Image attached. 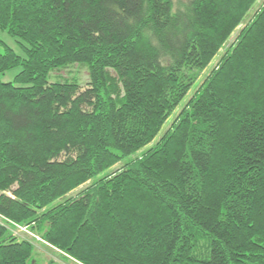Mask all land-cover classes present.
Returning <instances> with one entry per match:
<instances>
[{
	"label": "trees",
	"instance_id": "obj_1",
	"mask_svg": "<svg viewBox=\"0 0 264 264\" xmlns=\"http://www.w3.org/2000/svg\"><path fill=\"white\" fill-rule=\"evenodd\" d=\"M257 1L0 0V264L22 225L68 263L264 264V1L226 47Z\"/></svg>",
	"mask_w": 264,
	"mask_h": 264
},
{
	"label": "rangeland",
	"instance_id": "obj_2",
	"mask_svg": "<svg viewBox=\"0 0 264 264\" xmlns=\"http://www.w3.org/2000/svg\"><path fill=\"white\" fill-rule=\"evenodd\" d=\"M263 1L264 0H258L253 5V7L247 13L242 25L239 28H237L234 31V33L231 35L229 42H227V44H226V47L230 44V42L234 41V39L238 35L239 31L246 25V23L249 22V20L252 18V16L256 12V10L261 6ZM0 38L7 45H9L18 55H20L21 57L26 56V54L23 50V47L21 46V44H23L22 41L11 37L10 35L7 34V32H5L1 29H0ZM223 53H224V48L222 47L220 52L215 56V58L211 61V63L207 66V68L202 72V74L200 75L196 84L191 87V89L189 90V92L187 94V97L184 100L183 105L192 96V94L194 93L196 88L202 83L204 78H206V76L210 73V71L213 69V67L218 63V60L220 59V57ZM20 70H21V67H16V68H13L11 70H8L7 72H5L1 76V78L4 82L13 81L15 76L20 72ZM53 76H58V77L67 78V79L77 78L81 86H85L86 83L88 82V70L85 67L78 65V64H74V65L69 66L68 68L61 70V71L54 72ZM181 107H182V105L179 106L175 110V112L171 115V117H169V119L165 123L163 130H166V128L169 127V125L171 124V122L174 119V117L176 116V114L180 111ZM122 165H123V162H120L107 171L109 173L114 172V171L122 168ZM89 184H90V182L83 184L82 186H80L77 189L70 192L66 197H76L80 193V191H82L84 188H86ZM61 201H62V199L56 200L53 204H57ZM12 230H13V234L16 235L17 237L26 238V239H30L33 241L34 246H35V259H34L33 264H45L46 262H49L51 260L54 261V264H79V263L72 261V260L69 261L70 263H68V260H69L68 258L67 259L63 258L62 254H60V252H58V251L50 248L49 246H47L45 244V242L42 240V238L39 235L35 234V232L30 230L29 227L22 225L19 227H15ZM64 259L67 262L63 261Z\"/></svg>",
	"mask_w": 264,
	"mask_h": 264
}]
</instances>
